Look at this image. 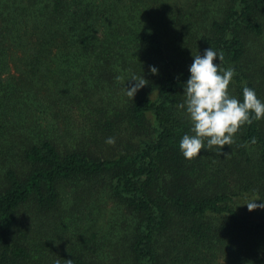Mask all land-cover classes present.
I'll return each mask as SVG.
<instances>
[{
  "label": "trees",
  "instance_id": "16d2710c",
  "mask_svg": "<svg viewBox=\"0 0 264 264\" xmlns=\"http://www.w3.org/2000/svg\"><path fill=\"white\" fill-rule=\"evenodd\" d=\"M210 47L264 102V0H0V264H264V119L179 150Z\"/></svg>",
  "mask_w": 264,
  "mask_h": 264
},
{
  "label": "clouds",
  "instance_id": "9594fccd",
  "mask_svg": "<svg viewBox=\"0 0 264 264\" xmlns=\"http://www.w3.org/2000/svg\"><path fill=\"white\" fill-rule=\"evenodd\" d=\"M193 57L189 68L190 77L183 85L185 100L179 105L186 111L191 124V134H184L179 142V150L188 160L197 158L201 149H216L219 155L225 145L235 143V134L242 126L264 119V102L258 98L254 89L245 85L242 101L230 94L229 85L236 74L235 69H225L221 63H214L217 57L220 62L224 60L222 52L217 53L210 47L204 50L203 55L199 53ZM150 71L158 73L154 66H150ZM122 79L117 77V80ZM127 81H135L131 87L126 86L125 90L131 99L140 88L148 84L144 76L132 75ZM105 142L114 145L115 138L108 137ZM256 142V138L252 137L250 143ZM248 143L242 146L247 147ZM257 199L260 198L244 203L249 211L264 208V203H254ZM67 264H72V260L68 259Z\"/></svg>",
  "mask_w": 264,
  "mask_h": 264
}]
</instances>
